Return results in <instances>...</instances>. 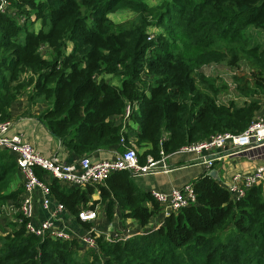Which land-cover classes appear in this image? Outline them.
Returning <instances> with one entry per match:
<instances>
[{
  "label": "trees",
  "instance_id": "trees-1",
  "mask_svg": "<svg viewBox=\"0 0 264 264\" xmlns=\"http://www.w3.org/2000/svg\"><path fill=\"white\" fill-rule=\"evenodd\" d=\"M13 7L27 21L21 26L0 15V123L11 119V106L30 90L32 102L49 105L38 119L78 158L120 148L129 136L117 121L128 103L137 107L130 118L138 124L135 145L148 147L138 153L141 164L218 133L240 134L262 108L264 42L254 43L253 32L264 35V0H161L154 6L147 0H13ZM121 11L133 17L122 23L109 18ZM45 44L50 59L40 53ZM241 62L249 72L237 73L234 83L248 101L223 104L228 83L201 69H238ZM36 173L50 180L47 172ZM19 174L16 157L0 150V212L20 199L23 183L12 190ZM51 182L70 212L87 208L93 188ZM193 184L197 203L149 228L160 205L130 172H117L98 186L109 218L117 205L144 233L99 238L98 252L83 253L77 242L42 240L13 224L9 233L0 232V264H264L262 187L233 201L210 174Z\"/></svg>",
  "mask_w": 264,
  "mask_h": 264
},
{
  "label": "built area",
  "instance_id": "built-area-1",
  "mask_svg": "<svg viewBox=\"0 0 264 264\" xmlns=\"http://www.w3.org/2000/svg\"><path fill=\"white\" fill-rule=\"evenodd\" d=\"M0 15H8L15 18L22 26L26 23V17H20L13 7V0H0ZM36 21V17L32 16ZM154 38L152 31L148 40ZM51 48L48 45L40 47V53L44 58L50 59ZM136 104L128 103L122 122L127 123L131 119ZM13 121L7 120L0 123V150L8 151L16 157L17 166L22 177L23 193L20 199L14 203H7L0 212V222L10 212L14 216L8 225L20 229L24 228L28 235H34L42 240L50 239L62 242H77L85 251H99L98 240L126 239L133 235L127 231L115 230L103 236L96 229L84 228L82 231H75L68 224H64V215L71 213L66 206L58 201L51 190V179L57 180L64 186H75L78 188L98 187L106 185L107 180L115 173L128 171L133 176H143L156 173L160 170L167 171L166 164L170 155L161 151V158L156 160L149 156L146 163L141 164L138 157L136 140H128L123 135L120 144L124 147L123 152L114 160L100 161L90 156H83L72 163L62 161L59 157L51 158L43 156L33 145L26 142L20 134L13 133ZM123 134L127 132L123 126ZM264 147V111L259 112L250 126L240 134L229 132L218 133L208 140L188 144L181 147L171 155L195 156L197 160L205 164L209 169L214 163L221 160V153L226 150H234L235 154L247 153L250 150ZM36 169L48 173L50 180H41ZM264 184V165L246 173H236L227 182L222 183L223 187L230 193L233 201L242 200L247 192ZM155 202L162 211L163 218L171 214H178L181 210L197 203L194 184L188 183L179 188H173L169 192L153 190L150 192ZM40 204L44 218L40 217L37 205ZM74 220L92 224L99 219V212L91 206L82 209L77 214L70 215ZM158 224L149 225L150 227Z\"/></svg>",
  "mask_w": 264,
  "mask_h": 264
},
{
  "label": "crops",
  "instance_id": "crops-1",
  "mask_svg": "<svg viewBox=\"0 0 264 264\" xmlns=\"http://www.w3.org/2000/svg\"><path fill=\"white\" fill-rule=\"evenodd\" d=\"M34 28L36 31H39L41 28V23L39 21L35 22ZM104 78L111 84L118 86L120 85V80L114 76H105ZM234 87L235 88L231 91L236 90L235 84ZM235 92L236 95L232 98L230 97L228 100L222 99V94L220 96V102L223 104H229L230 102L234 101L237 106H242L246 101H248V99L242 97L237 92V90ZM29 97L30 90L23 96H21L15 103H13L10 108L11 120L14 124L12 132L20 134L26 142L33 145L45 157L51 158L57 156L62 161L67 163L76 161L78 159V156L69 152L64 147L62 142L55 136H53L48 131L46 126L42 123V121L38 119V116L42 114L49 107V105L42 100L34 103L30 100ZM261 103L262 108L259 112L264 111V96L261 99ZM117 123L122 124L123 122L118 120ZM124 125L127 129L126 133L129 136L128 140H137L136 132L138 130V124L133 120H130L127 123H124L123 126ZM147 149L148 147H139L137 150L141 155ZM123 150L124 147L121 145L120 148L118 147L110 150L100 151L90 157H93V159L100 161H111L116 159L123 152ZM233 151L234 150H226L222 152L220 154L221 160L216 161L213 168L211 169L197 160L195 156L170 155L166 162L168 166L167 171L160 170L150 175L133 176V181L139 189L147 193H150L153 190L169 192L173 188H179L185 184L194 183L195 180L210 174V172L214 170L217 171L220 178L219 181L222 184L227 182L236 173L250 172L264 165V147L260 149L250 150L247 153L242 154H235V152ZM43 179L46 180L47 178L43 176ZM22 183V177L19 174L18 182L17 184L15 183L12 186V190L14 191L18 188L21 189ZM260 186L262 187L264 194V184H261ZM88 188L89 187L81 189L87 190ZM91 188L94 189V192L93 194H90L88 196L89 200L86 204V207L91 206L92 208L97 209L99 212V219L92 224L83 223L74 220L70 216L72 214L71 212L64 215L63 221L65 225H70V227L77 232L82 231L80 229V225H82L84 228L92 227L93 229H96L98 232L103 234L104 237H106L107 233H111L115 230L127 231L131 235L141 234L147 230L143 229L136 220L124 217L117 205H115V208L113 210L112 218H109V215L107 213V201L102 199L99 187ZM8 203H14L16 205V201H9ZM37 210L40 213V217L44 218L45 214L42 212L40 204L37 205ZM161 211L162 209H160V212ZM160 212L152 220L151 225L156 223L162 224L165 218L162 217V214ZM14 214V212H10L5 216V218L9 221L12 219ZM6 219H3L0 222V226L7 222ZM0 232L2 233L1 230Z\"/></svg>",
  "mask_w": 264,
  "mask_h": 264
},
{
  "label": "rangeland",
  "instance_id": "rangeland-1",
  "mask_svg": "<svg viewBox=\"0 0 264 264\" xmlns=\"http://www.w3.org/2000/svg\"><path fill=\"white\" fill-rule=\"evenodd\" d=\"M147 2L150 5L154 6V5L160 4L161 0H147ZM132 17H133V14L129 11H121V12H117L114 15H112V19L115 22H121V23L131 19ZM157 31L158 30H153L152 33L155 34ZM253 33L255 36L254 43L261 44L264 42V35L262 33L257 32V31H254ZM240 66L241 67L238 69L237 68L232 69L229 66L224 65V64L207 65L201 69V72L207 76L217 78L219 80V82L224 81V82L229 84V86H230L229 91L221 96L222 99L228 100L230 97L232 98L236 95V92H235L236 90L231 91L235 88L234 87V84H235L234 83V76L239 72L240 73H245V72L248 73L249 72L248 66L245 62H241ZM152 158H154V157L152 156ZM5 219L6 218L4 217V220ZM6 221H7L6 223H4L0 226V230L2 231V234H4V232H6V230L7 231L9 230L8 225L11 224L10 221H8V219H6ZM81 252L84 253L85 251L82 250Z\"/></svg>",
  "mask_w": 264,
  "mask_h": 264
},
{
  "label": "water",
  "instance_id": "water-1",
  "mask_svg": "<svg viewBox=\"0 0 264 264\" xmlns=\"http://www.w3.org/2000/svg\"><path fill=\"white\" fill-rule=\"evenodd\" d=\"M210 176H211L214 180H217V181L220 180L219 175H218L217 171H215V170L210 172Z\"/></svg>",
  "mask_w": 264,
  "mask_h": 264
},
{
  "label": "clouds",
  "instance_id": "clouds-1",
  "mask_svg": "<svg viewBox=\"0 0 264 264\" xmlns=\"http://www.w3.org/2000/svg\"><path fill=\"white\" fill-rule=\"evenodd\" d=\"M109 18H110V19L112 18V15H111V14H109Z\"/></svg>",
  "mask_w": 264,
  "mask_h": 264
}]
</instances>
